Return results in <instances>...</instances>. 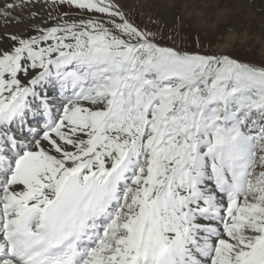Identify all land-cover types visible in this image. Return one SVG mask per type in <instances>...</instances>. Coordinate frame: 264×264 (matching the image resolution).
<instances>
[{
    "label": "snow or ice",
    "instance_id": "obj_1",
    "mask_svg": "<svg viewBox=\"0 0 264 264\" xmlns=\"http://www.w3.org/2000/svg\"><path fill=\"white\" fill-rule=\"evenodd\" d=\"M129 11L0 0V264H264V63Z\"/></svg>",
    "mask_w": 264,
    "mask_h": 264
},
{
    "label": "bare ground",
    "instance_id": "obj_2",
    "mask_svg": "<svg viewBox=\"0 0 264 264\" xmlns=\"http://www.w3.org/2000/svg\"><path fill=\"white\" fill-rule=\"evenodd\" d=\"M135 1L136 5L148 13L158 11L175 21L189 18L197 27L212 33L226 31V44L229 46L233 47L235 40L240 37L252 39V42L261 45L260 49L264 48V0ZM233 26H237L238 30L227 32ZM218 48L223 50L225 46Z\"/></svg>",
    "mask_w": 264,
    "mask_h": 264
},
{
    "label": "rangeland",
    "instance_id": "obj_3",
    "mask_svg": "<svg viewBox=\"0 0 264 264\" xmlns=\"http://www.w3.org/2000/svg\"><path fill=\"white\" fill-rule=\"evenodd\" d=\"M124 7L126 10H130V16L140 23L141 26L162 35L164 39H158V42L162 44L188 48L193 38L199 37L202 46H207L216 50L223 45L225 46L223 51L238 55V58L241 60L254 64L264 63V48L260 49L261 45H258L254 41L252 42V39H242L238 37L232 47L226 44V31L212 33L197 27L189 18L175 21L171 20L167 15L165 16L164 14L157 13L158 11L148 13L140 8L139 5H136L135 0H124ZM179 13L181 14L180 11ZM237 30V26H233L230 30H227V32H236ZM169 37H171V39H169Z\"/></svg>",
    "mask_w": 264,
    "mask_h": 264
}]
</instances>
